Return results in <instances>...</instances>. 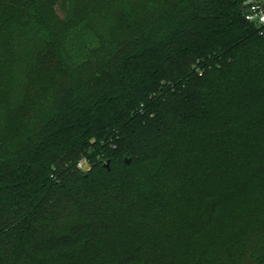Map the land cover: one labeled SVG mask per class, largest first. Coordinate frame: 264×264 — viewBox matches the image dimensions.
<instances>
[{
	"label": "trees",
	"instance_id": "16d2710c",
	"mask_svg": "<svg viewBox=\"0 0 264 264\" xmlns=\"http://www.w3.org/2000/svg\"><path fill=\"white\" fill-rule=\"evenodd\" d=\"M242 1L0 0V264H264Z\"/></svg>",
	"mask_w": 264,
	"mask_h": 264
},
{
	"label": "built area",
	"instance_id": "2783aa9c",
	"mask_svg": "<svg viewBox=\"0 0 264 264\" xmlns=\"http://www.w3.org/2000/svg\"><path fill=\"white\" fill-rule=\"evenodd\" d=\"M241 12L248 22L264 31V0H243ZM79 168L83 169L81 163Z\"/></svg>",
	"mask_w": 264,
	"mask_h": 264
},
{
	"label": "rangeland",
	"instance_id": "374dc122",
	"mask_svg": "<svg viewBox=\"0 0 264 264\" xmlns=\"http://www.w3.org/2000/svg\"><path fill=\"white\" fill-rule=\"evenodd\" d=\"M80 163L82 164L83 170L85 171L88 167L87 162L85 160H81Z\"/></svg>",
	"mask_w": 264,
	"mask_h": 264
},
{
	"label": "water",
	"instance_id": "95a60500",
	"mask_svg": "<svg viewBox=\"0 0 264 264\" xmlns=\"http://www.w3.org/2000/svg\"><path fill=\"white\" fill-rule=\"evenodd\" d=\"M125 163H126V164H129V163H130V159H126V160H125ZM108 164H109V162L106 163V166H107V167H108Z\"/></svg>",
	"mask_w": 264,
	"mask_h": 264
}]
</instances>
